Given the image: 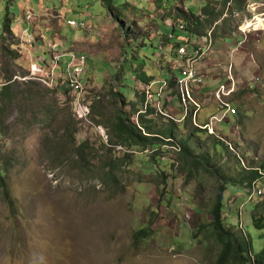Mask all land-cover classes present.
I'll return each instance as SVG.
<instances>
[{
    "label": "rangeland",
    "instance_id": "obj_1",
    "mask_svg": "<svg viewBox=\"0 0 264 264\" xmlns=\"http://www.w3.org/2000/svg\"><path fill=\"white\" fill-rule=\"evenodd\" d=\"M22 1L0 0V30L7 15L13 33L19 34L27 27ZM42 1L46 8L53 9L50 14H63L56 11L63 7L67 19L76 21H86L85 12L99 7L96 0ZM207 2L113 0L126 12L108 37L96 45L80 42L90 31L66 23L63 26L62 19L48 17L46 11L41 12V20L45 21L42 25H31L40 39L34 48L18 43L17 36H0L1 66L7 48L14 50L18 55L14 69L20 76L28 72L32 61L49 57L48 39L64 41L63 46H58L66 53L61 57L64 66L71 60V54L64 50L85 53L82 74L86 101L92 107L88 118L79 116L78 94L66 89L63 77H57V84L52 86L37 78L33 79L37 84L29 86L19 79L18 99L0 126V264H215L220 245L211 233L209 209L219 176L229 178L224 192L225 228L229 227L239 241L251 236L254 247L250 255L264 247V174L256 183L261 194L250 200L252 187L239 180L246 174L244 170L264 172V63L257 60L264 58V31L249 35L241 63L242 50L228 56L226 70L233 64L239 81V92L231 98L239 112L218 124L215 135L197 130L190 118L177 122L165 118L150 103L153 112L145 120H154L157 130L169 128L171 140L179 146L187 142L194 156L209 159L210 167L192 168L189 175L187 169L182 170L181 153L175 148L179 146L161 141L155 154L152 148L148 152L137 147L131 150L117 143L119 138L111 129L118 110L129 113V101L139 102L137 93L143 85L137 80L140 72H147L154 80H171L178 65L175 44L181 40L168 38L172 29L165 22L178 19L176 8L182 3L199 15ZM160 3L163 4L159 6ZM228 32H218L221 38H216L211 55L219 56L215 50L224 48L225 43L229 44L228 54L234 49L235 38L224 36ZM179 35L190 36L177 30ZM198 40V36H192L191 50ZM211 70L203 67L214 79L227 80L223 71L218 74ZM174 73L180 74L178 70ZM255 77L261 82L254 90L247 89V83ZM112 84H118L126 103L115 94L108 97ZM207 93L203 88L199 95L201 103H205L201 124L209 121L208 114L219 112L215 99ZM161 106L166 113L183 118L175 85L164 94ZM137 115L133 113L131 120L144 125ZM216 134L222 135L224 140L219 141L225 143L214 148L219 139ZM82 145L85 150L80 148ZM110 164L116 166L115 182L106 175L113 168ZM240 167L243 171L238 172ZM213 169L219 172L212 175ZM253 216L261 220L258 225L263 229L253 226ZM141 229L149 230L150 235L137 240ZM223 264L240 263L228 259Z\"/></svg>",
    "mask_w": 264,
    "mask_h": 264
},
{
    "label": "built area",
    "instance_id": "obj_2",
    "mask_svg": "<svg viewBox=\"0 0 264 264\" xmlns=\"http://www.w3.org/2000/svg\"><path fill=\"white\" fill-rule=\"evenodd\" d=\"M236 3L239 5L241 4L239 10L236 9ZM222 6L221 17L214 24L210 25L203 35L198 36L199 40L195 41L193 50L189 48L192 37L182 39V45L176 49L178 65L174 67V71L176 72V70H178L180 74L174 73L173 71L171 79L176 86L180 98L181 114L183 118L178 119L162 109L161 102L163 96L171 89V80L167 81L165 79L140 86L146 93L148 99L144 112H147L150 103H153L154 106L158 107L159 112L166 118L176 122L190 118L196 127L208 130V132L213 135H215L217 131V125L229 119V115H238V106L231 101V98L239 92V81L234 74L235 66L229 64L225 72V78L227 80L218 82L215 90H210L207 93V95L209 94V96L215 99L216 107L218 108L217 111L219 112L211 116L208 114L209 121L204 124L200 123V115L204 111L205 103H201L199 95L201 94V90L206 87L205 83L207 82V74L200 67L199 61L201 59H206L210 52H213L216 42L215 34L217 33L218 27L223 26V24H227L228 30L231 31V36L235 38L233 42L235 47L231 50V56L243 48L248 41L249 35L251 36L253 33L263 32L264 4L262 3V0H224ZM49 16L53 17L54 14H49ZM54 17L62 19L64 23L75 29H83L86 32L92 30V27L85 21L67 19L61 13ZM199 17L201 23H206L207 17L205 15L200 14ZM34 18L35 14L32 11H27L24 15L27 27L21 30L19 34H16L21 44L28 45L32 48H34L38 41H40V39L36 38L34 30L31 28V25L33 27L32 21ZM186 28L187 24L185 22H180L177 26V29L183 33H185ZM42 37L46 39L44 34ZM169 38L172 39L173 36L170 35ZM63 43L64 41L59 38L48 39L46 41V47L47 51L50 53L49 57L41 56L35 61H32L30 63L28 75L20 76L16 73L13 76V79L37 78L43 83L52 86L53 84H57L54 83L57 77H63V84L65 87L78 94L76 104L79 116L82 118H88L90 113H92V107L90 106V103L86 101L87 91L82 74L86 65V55L83 52L77 54L73 50L66 49L64 51H68V53L71 54V60L67 62L66 66H64L61 62V57L66 53H62V51L58 49L59 45H64ZM161 45L163 48V41ZM260 82L261 78H252V80L247 83L246 87L249 90H254ZM4 84L5 80L1 76L0 63V87ZM202 94L206 95L204 92ZM105 96L107 95L104 94L103 97ZM100 97L102 96H99V98ZM108 97H110L109 93ZM141 113L142 112L137 115V118H139ZM217 137L219 138L218 140H224L222 135H218ZM175 148L176 151L179 150L177 147ZM251 187L248 195L249 200L254 195H260L262 191L261 189L257 190L256 185Z\"/></svg>",
    "mask_w": 264,
    "mask_h": 264
},
{
    "label": "trees",
    "instance_id": "obj_3",
    "mask_svg": "<svg viewBox=\"0 0 264 264\" xmlns=\"http://www.w3.org/2000/svg\"><path fill=\"white\" fill-rule=\"evenodd\" d=\"M103 6L107 9L108 13L113 17V19L116 21L122 20V15L124 13L118 6H115L113 3V0H99ZM210 0H208L207 5L202 9L201 13L202 15H205L207 17L206 23H201L199 20V15H194L190 9L185 8L184 3H182L180 8L177 9L176 18L178 19H168L165 23L171 27L172 33L170 34L173 36V39L175 40L174 36L177 32V26L180 22H185L187 24V28L185 32L191 36H200L203 35L204 32L207 30V28L212 25L215 21H217L221 17V11H217L210 3ZM163 3H160L159 6H161ZM128 3L125 5L127 6ZM2 37L5 35H10L15 38L16 34L11 31V20L7 15L6 24H4L2 28ZM0 35V36H1ZM169 35V36H170ZM168 36V38H169ZM190 36V37H191ZM18 37V36H17ZM6 39V38H5ZM4 39V40H5ZM19 39V38H18ZM147 40V39H146ZM143 43V45L146 44ZM20 40L18 41V43ZM189 42V41H188ZM185 42V43H188ZM182 45L181 43H176L175 47H179ZM7 53H4L2 63L4 64L1 66V76L5 80V84L0 87V126L3 125L5 122V114L8 112L9 107L15 103V101L18 99L19 94V86L20 82L19 79H13V76L16 74V70L14 69V50H9L7 48ZM126 52V49H124V54ZM28 54V53H27ZM26 54V55H27ZM29 55V54H28ZM27 55V56H28ZM26 56V57H27ZM175 60L178 58L177 53H174ZM26 73H29L27 71H23L21 76H25ZM116 74L115 76H117ZM119 76V75H118ZM34 78H28V79H22L21 82H24L26 84L35 85L37 84L36 81L33 80ZM137 80L140 84H150L154 81L153 76H150L147 72H140L137 75ZM175 85L174 82L171 79L170 82V88ZM57 87V86H56ZM139 88V87H138ZM67 90H71L69 88H66ZM137 98H139V102L136 101H129L131 102L130 105V112H125L122 108L118 110V114L114 116V119L112 120V131L114 132V135L119 138V141L117 143L123 144L129 148H132L131 150H134V148H140L144 149V151H147L152 148V151L157 152V148H160L161 141L164 145H173V146H179V144L171 140L173 138V134L169 128H160L156 129L157 127H154L153 125H156L154 123V120L146 121L145 118L148 116H151V113L153 112V109L149 107L147 112H144L145 105L148 101L147 95L144 91H142L141 88L138 89ZM72 91V90H71ZM107 92L109 95L115 94L117 97L122 98L121 96H125V94L121 93L118 84H112L111 87L108 88ZM143 97H141L139 95ZM124 100V103H126L125 98H122ZM142 112L139 116V118L142 120L143 124H136L131 120L132 114L136 113L139 114ZM103 115L100 113V116ZM165 117V116H164ZM100 118V117H99ZM166 118V117H165ZM169 119V118H168ZM103 120H99V123H102ZM173 121V120H172ZM146 128L149 130V134L146 133ZM197 130L200 131H207L205 129H201L196 127ZM209 137H214L213 135H209ZM165 139H167L165 141ZM216 139V138H214ZM112 140V139H111ZM217 140V139H216ZM158 141V142H157ZM114 143V140H112ZM225 143V142H223ZM223 143L219 140L217 142L215 141L214 144L216 146L221 145L223 146ZM116 144V143H115ZM85 145H82L80 148L84 149ZM178 151L181 153V160L183 162L182 170H188V174H192V168H205L210 167L209 159L208 158H200L198 156H194L193 151L189 148L187 142H183L182 145L178 147ZM225 150H227V146H225ZM112 165L113 168L106 172V175L112 180V182H115L116 180V174H115V168L116 166L114 164ZM209 169V168H208ZM263 171L264 168L262 167ZM243 171V168H239L238 172ZM212 171V170H211ZM246 171V174H244L239 180L240 183L246 184L248 187H251L253 185H256L257 180L262 177V170H244ZM219 172L218 169H213L212 175H215V173ZM241 175V174H240ZM218 177V176H217ZM220 177L219 185L217 186V193L214 196L211 207L209 209V214L211 216V221L209 223V226L211 227V233L218 245H220V252L218 253L217 260L215 264H223L226 263L227 260H231V262L234 263H240V264H264V247L260 248V250L253 255H250L251 251H253L254 244L252 243L251 236H248L247 240L246 238L241 239L239 241L233 233L230 232L228 228H225L224 222H223V206H224V192L226 191V184L229 182V178H223ZM263 204V202H262ZM260 204V205H262ZM253 210H256V206H253ZM253 226L257 229H263V226L260 225V219H257L253 216ZM259 224V225H258ZM196 234V233H195ZM192 234V237L193 235ZM150 235L149 230L147 229H141L136 234V239H145L148 238ZM263 238L262 236H258V238ZM251 249V250H250Z\"/></svg>",
    "mask_w": 264,
    "mask_h": 264
},
{
    "label": "crops",
    "instance_id": "obj_4",
    "mask_svg": "<svg viewBox=\"0 0 264 264\" xmlns=\"http://www.w3.org/2000/svg\"><path fill=\"white\" fill-rule=\"evenodd\" d=\"M96 1H97L96 5L99 7H95L94 11H92V12H85V16H86L85 22H87L92 27V30L89 32V35L81 37L80 42L82 44H85V45L87 44V46L89 43L91 45H96L97 42L101 43L102 40H104L106 37H108V33L110 32V30L113 29L114 26L116 27V22L113 19V17L108 13L107 9L103 6V4L99 0H96ZM222 1L224 2V0H221L219 2L217 0H214V1H209V3L217 11L220 12V11H222V8H223V6H222L223 2ZM34 4H36V5H34ZM235 6H236V9H238V10L241 8V4L239 5L236 3ZM20 7H21V10L23 11V14H25L27 11H32L35 14V18L33 20V28H35L38 25H42V23L45 22L44 20H41V16L44 14V13L42 14L41 12L46 11L45 15H48V17H50L49 14L52 12L49 13V10H53V9L46 8L42 0H23L22 3H20ZM55 8H56V6H55ZM56 9H58V8H56ZM56 11L62 12L65 17L67 16L66 10L63 7H61V9L56 10ZM23 20H24V18H23ZM82 21H84V20H82ZM18 23H20V22H18ZM62 25L64 26L65 23ZM223 30L229 31L227 28V24H223V26L218 27L217 33L215 34V40H216V38L217 39L221 38V35H219L218 32H222ZM0 33H2V30H0ZM185 33H187V32H185ZM222 35H223V33H222ZM190 36L187 37V36H183V35H179V36L175 35L174 38H175V40H182V39L190 38ZM224 36L231 37L230 31ZM103 43H106V41H104ZM246 47H247V44H245L243 46V48L239 50V51H241V50L243 51V53L240 54L241 55L240 59H239L240 63L242 61L243 54L245 52ZM225 48H227V49H225ZM110 49L112 51H114L113 47H111ZM229 49H230L229 44L225 43L224 48H222V49L220 48V50H218V49L215 50V51L219 52V54H220L219 56L216 57L214 55L215 53L212 55L210 53L206 59H201L199 61L200 67L202 69H203V67H210V68H212L211 72L218 73V74H220L221 71H223V78H224L225 72H226V64H227L228 56L229 57L231 56V53L230 54L227 53V51ZM98 50H100V49H98ZM261 50H263V48L258 49L256 51V55ZM257 60L260 63H262V62L264 63V58L261 60H259V59H257ZM213 77H214V75H209V73H207V82H206V87H205V90L207 92H209L210 90H215L214 87L216 88L217 82L224 81L222 78L214 79Z\"/></svg>",
    "mask_w": 264,
    "mask_h": 264
}]
</instances>
